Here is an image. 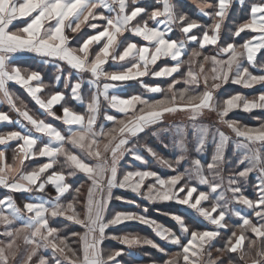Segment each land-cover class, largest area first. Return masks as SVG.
<instances>
[{
    "label": "snow or ice",
    "instance_id": "1",
    "mask_svg": "<svg viewBox=\"0 0 264 264\" xmlns=\"http://www.w3.org/2000/svg\"><path fill=\"white\" fill-rule=\"evenodd\" d=\"M192 2L212 21L210 25L179 10L173 0H154L156 6L151 8L141 6L142 0H0V102L7 103L19 117L12 121L0 111V123L18 126V130L0 133V145L16 142L13 163H5V150H0V188L8 193L0 198V236L5 238L0 240V264H119L117 257L124 250L106 252V239L117 240L128 248L150 246L168 256L163 264H181V259L183 264H224L225 258L227 264H237L229 254H238L244 264H264V123L252 127L228 119L229 113L236 110H264V92L252 99L241 93L223 99L216 95L228 83L244 88L264 84V63L259 64L261 74L250 70L257 67L258 54L264 52V2L252 3L248 18L234 29H227L230 42L225 43L221 42L230 10L235 3L243 8L244 0ZM21 21L23 26L17 27ZM85 27L93 34L77 41ZM177 30L181 36L173 39ZM245 32L254 35L237 44L235 39ZM126 34L146 43L125 41ZM191 44H197L198 49L193 48L185 61L182 57ZM208 46L216 51L203 55L199 72L191 67L183 72V66L195 64L201 50ZM21 53L35 54L43 58L45 65H53V83L46 85L40 71L14 63ZM163 58L173 63L157 67ZM109 63L115 65L112 70L105 67ZM207 64L211 67L206 71ZM145 77L172 79L165 88L149 85ZM61 81L62 90L42 98L40 93L49 87L58 89ZM10 82L22 88L43 114L61 121L68 134L33 114L9 90ZM131 82L147 93L162 94L161 98L119 95L118 91ZM181 83L185 87L177 88ZM69 99L84 105L85 112L68 106ZM57 105L62 115L54 112ZM108 109L123 118L109 114ZM180 113L187 116V123L161 127L169 116ZM206 113H215L214 124L203 123ZM101 115L112 123L111 128L99 123ZM219 125L229 129L235 139ZM189 127L198 154L195 157L189 156ZM149 132L158 139L163 134L171 135V143H162L165 149L176 150L174 159L165 158L147 141L141 142L142 134ZM230 144L234 145L236 167L225 176ZM66 145L79 149V154ZM209 146L212 153L205 163L199 157ZM144 152L174 174L162 177L147 167L121 171V161L129 156L130 166L133 162L148 165ZM60 157L64 158L62 163ZM37 158L47 161L25 171V162ZM183 161L189 163L181 171ZM57 164L61 170L49 173ZM254 173L256 182L251 186L255 199L245 194V185ZM78 174H83L87 183L83 201L80 196L84 185L73 187L68 182ZM47 185L55 190L50 198ZM114 189L130 191L149 203L186 206L196 213L194 220L202 218L213 227H190L186 219L190 213H164L178 226V232L145 215L147 208L143 212L110 213L113 199L136 204L135 200L115 195ZM15 194L25 197L22 207ZM66 194L71 199L63 201ZM203 202H210V209L202 206ZM234 204L251 210L257 222L235 210ZM233 215L241 221L231 226L238 232L231 231L224 245L215 249L218 255L214 258V242L221 230L229 229L228 219ZM57 218L67 223L53 226ZM128 222L151 228L159 241L175 245L179 251L168 253L161 243L139 234L117 236L106 231ZM72 225H79L82 231L66 233ZM49 250L51 257L46 255Z\"/></svg>",
    "mask_w": 264,
    "mask_h": 264
},
{
    "label": "trees",
    "instance_id": "2",
    "mask_svg": "<svg viewBox=\"0 0 264 264\" xmlns=\"http://www.w3.org/2000/svg\"><path fill=\"white\" fill-rule=\"evenodd\" d=\"M256 1L257 0H246L244 2L243 8L241 7V5L239 3L234 4L232 9L230 10V16L228 17V19L226 21L225 31L223 33V40L221 43L230 42V33L227 31V29H234V27L237 23L245 21L248 18V8L250 7V5L252 3L256 2ZM173 2L177 4L179 10L186 12L191 18L197 19L205 25H210L212 23V21L210 19H208L202 15H199L197 6L195 4H193L192 2L185 1V0H174ZM144 6L151 8V7L156 6V5L154 4V0H152L150 2H145ZM89 34H92V31L90 29H88L87 27L84 28L82 34L77 37V41H82V38L86 37ZM180 36H181V34L179 33L178 30L172 34L173 39H177ZM249 36H250V33L245 32V33L241 34L240 37L236 38L235 42L237 44L243 43V41L245 39H248ZM193 46L196 47L197 44L189 45L188 52L185 54L184 57H182V59H184L185 61L188 60L187 55H188L189 51L192 50ZM215 51H216V49L213 46H208L203 50L202 55H204L205 52L208 55L210 53L213 54V53H215ZM222 58H226V57H222ZM16 62L22 68H29L32 70L40 71L42 73L43 81H44V83L46 82L47 85H50L53 83L55 68L53 65H45L43 63L42 57H35L34 59L20 58ZM260 63H264V52H262V54H258L257 67L250 69L254 74H261L260 68H259ZM187 67H188L187 64H185L182 68V71L186 72ZM171 79L172 78L164 80V81H160V80H156V79H154V80L149 79L148 81H145V82L148 84L161 83V85L166 88L167 84L171 81ZM135 84H137V83H135V82L133 83V85L135 86V88L132 89L133 91L137 90V86ZM59 85H61V84H59ZM177 86L182 87L183 85L179 84ZM50 89L52 91L55 90L51 87H50ZM58 89H59V86H58ZM58 89H56V90H58ZM133 91L128 90V94L133 93ZM248 91L249 90H243L242 87L239 85L228 83V84H225L224 87L220 90V92L217 94V97L219 99H223V98H226L232 94L243 93V92L247 93ZM259 92H260L259 90L255 89L252 92H250L249 94L252 96H257L259 94ZM161 95L162 94H159L156 98L157 99L161 98ZM153 99H155V98H153ZM82 107H83V105L80 104L79 108H82ZM115 116L118 118H123L121 114H116ZM228 119L239 120L243 124H246L248 126L258 127L261 123H264V110H254L251 113H245V112H242L240 110H236V111L229 113ZM99 123H102L106 129L111 128L113 126L111 122H108V121L103 119V115H101ZM55 125L62 128V125L60 123H56ZM146 139H147V135L144 136L142 134L141 142L148 140V139L147 140ZM148 142H151V140H148ZM232 150H233V148L230 146L228 149L227 157L231 159V162H229V163L233 164L235 161V157L232 155ZM59 160L62 163V160L61 159H59ZM53 170L60 171L61 170L60 164L54 165V168L49 170V173ZM226 172L228 173L229 171H226ZM68 182L71 183L73 185V187L79 186L81 184L84 185V188L82 189V195L80 196L81 201H83L84 195H86V190H87V183L85 182V178H84L83 174H78L76 177L70 178ZM113 192L115 195H120V196L125 197L126 199H131V200L136 201V199L134 197H132V195L126 191H121V190L115 189V190H113ZM46 194L48 197H52L55 195V190L51 185L46 186ZM16 196L18 197L19 205L22 206V200L20 199L22 197V195L16 194ZM67 199H71V196L68 194H66L65 197L62 198L63 201H66ZM140 203L143 205H146V207L148 209L146 215L148 217L155 219L157 222L164 223L166 225H167L166 220L169 221L170 217L165 216L164 215L165 212L182 213L180 211V209H178L175 205H172V204L147 203V202H142V201ZM131 208H132V205H129V206L125 205L124 206V204H122L120 201H116L114 199L110 202V205H109V211H112V210L126 211L125 209H131ZM167 209H171V210H167ZM193 218L194 217H192L190 215L186 217L187 222H188L190 227H192L193 225H197V227H196L197 229L202 230L204 228H207L204 225L195 221ZM52 223H53V226L59 227V226H61L62 223H67V222L63 221L62 218H58L56 221H52ZM228 223L230 225L229 229L221 231V236L218 237L217 240L214 242V247L212 249V253H213L214 258L218 255V253H216L215 249L222 247L224 245V243L226 242V240L230 236L231 231L236 230L238 232V228L231 227L232 225H238V224H233L229 221H228ZM116 229L120 232L124 231V233H135V234H139V235L147 236V237L152 236V230L150 228L142 227V226L137 225V224H130V225L123 224V225H120L119 227H117ZM71 231H82V229L76 225H72L69 229L66 230V233L71 232ZM247 235L249 237H252V235L250 233H248ZM107 246H110V247L114 248L115 250L123 249L124 252L126 251L121 245H117L114 243L108 242ZM72 247L76 248V247H78V245L72 244ZM139 250H140V256H138V257L133 256L134 258H132V259L127 258L129 260L126 259L125 254L122 255L120 258V264H146V263H150V262H156V264H163V262L166 259H168L167 255L158 253V251L151 248L150 246L140 247ZM177 251H179V249H177V250L167 249L168 253H173V252H177ZM229 255H231L232 258L237 261V264H244V261L239 259L238 254H229ZM181 264H183L182 259H181ZM224 264H227L226 258L224 259Z\"/></svg>",
    "mask_w": 264,
    "mask_h": 264
},
{
    "label": "crops",
    "instance_id": "3",
    "mask_svg": "<svg viewBox=\"0 0 264 264\" xmlns=\"http://www.w3.org/2000/svg\"><path fill=\"white\" fill-rule=\"evenodd\" d=\"M150 1H152V0H142V5L141 6H144V3L145 2H150ZM185 1L192 2V0H185ZM245 1L246 0H244V2ZM259 2H264V0H257L254 3H259ZM198 13H199V10H198ZM199 15H202V14L199 13ZM16 26L17 27L23 26V22L22 21L21 22H17V25ZM249 33H250V36L248 38H250L251 35H254L251 32H249ZM123 39L125 41H134V42H137L138 44H144V43H146V42L142 41L140 38L134 37L131 34H126ZM193 48H197L198 49V45L196 47L193 46L192 49ZM191 51H189V53L187 55L188 60L190 59V55L189 54L191 53ZM201 51L203 52V50H201ZM204 55H208V54L205 52ZM209 55H212V54L210 53ZM35 57H40V56H37V55L32 54V53H21V54H18L17 59L14 61V63H17L16 61H18L20 58H31V59H34ZM202 59H203V55H201L200 57H197L196 58V63L195 64H192V65L187 64V66H188L187 67V70H188L189 67H191L194 72H199V63L202 61ZM172 63H173V61H171L170 58H163L160 61H158L157 67H163L165 65H171ZM105 67L108 70H112L115 67V65H113L112 63H109ZM210 67H211V65L210 64H207L206 65V71L207 70H210ZM65 68H66V66H65ZM84 75H85V78H87L88 74H84ZM174 75H176V74H174ZM143 79L145 81H148L149 79H152V80L156 79V80L164 81V80L170 79V77L169 78L145 77ZM33 83L35 84V82H33ZM133 83L134 82H131L130 85H125L122 90L118 91V94L119 95H122V96H129V95H132V94H143L144 96H146L149 99H153V98L157 99L156 97L160 94V93H155V94L154 93H147V92H145V90L138 83L135 84L137 86V90L133 91L132 89L135 88V86L133 85ZM45 84H46V82H45ZM60 84L61 85H58L59 86V89L58 90H62L63 89V82L61 81ZM156 84L161 85V83H154V84H149V85H156ZM181 84L183 86L182 87L181 86H177V88H184L185 87V85L183 83H181ZM258 85L260 87H258L257 90H259L260 92H264V84H255L251 88H244L242 85H239V86L242 87L243 90H249L247 93L246 92H243L241 94H243V95H245V96H247L249 98V95H250L249 93L252 92L253 91L252 89H254V87L255 86H258ZM8 87H9V90L11 92H13L15 95H18L26 103L27 107L31 110V112L33 114H35L37 116H41L42 118H45L46 119V122L52 123L55 127H57L59 130H61L63 134H65V135L68 134L67 131H66V126L63 125V123L61 121L55 120V119H53L51 117H47L45 114H43L42 113V110H40L38 108V106L34 103V101L31 100V98L27 95V93L22 88H20L18 85L14 84V83H11V82L9 83ZM200 89L201 90L203 89V84L202 83L200 85ZM128 90L133 91V93L128 94ZM220 90L217 92V94L220 92ZM51 92H52V90L49 87L43 93H40V95L42 96V98L47 99L48 95H50ZM85 95H86V99H87L88 92H87V86L86 85H85ZM250 97H253L254 98L255 96L250 95ZM67 103H68V106L73 107L76 111H78L80 113H84L85 112V106L84 105H83L82 108H79V105L80 104H78V103H76L74 101H71V99H69ZM105 107H106V105H105ZM53 110H54V112L57 115H62V110H61V108H60L59 105L55 106ZM0 111L5 112L6 114H8L10 116V118H11L12 121H16L17 119H19L18 114L7 103H5V102H0ZM108 112H109V114L114 115V116L116 114H120V113H118V112H116L115 110H112V109H108ZM216 119L217 118H216L215 113H206L205 116L203 117V123L214 124L215 121H216ZM181 122L187 123V116L184 113L174 114V115L169 116L168 119L166 120L165 124L164 125H161V127H167L170 124H173V123H181ZM56 123H60L62 125V128H60L57 125H55ZM219 126L222 128L223 131H225L227 134H229L230 136H232L233 139H235L234 134H232L229 129H227L225 126H222V125H219ZM12 130H18V126L15 123H11V124H9V123H0V133H4V132H7V131H12ZM143 135L144 136L147 135V138L151 140V142H149L148 144H150L152 147H154L162 156H164L167 159H174L175 158V155L177 154V152H176L175 149H173L171 147L165 149L163 147V143H171V139L172 138H171V135L170 134H163L159 139L156 138V137H152L150 132L147 133V134H143ZM188 138H189V141H190V143H189V156L190 157H192V156L195 157L198 154L194 151L195 141L192 138V130H191L190 127L188 129ZM162 141H163V143H162ZM15 145H16V142H11L8 146L0 145V150H5V153H6V155H5V163H7V164L13 163L12 157H13V149L15 148ZM230 146L233 148L232 155L235 157V161H234L233 164L232 163H229V162H231V159L227 157V161L228 162L226 164V171H229V172L234 167H236V163L235 162H236V159H237V157L233 154L234 145H231L230 144L229 147ZM66 147H68L73 152H76L77 154H79V149H73L71 145H66ZM229 147H228V149H229ZM228 149H227V153H228ZM211 153H212V146H209L208 149H207V151L203 155H200L199 158L203 162L207 163L210 160ZM227 153H226V155H227ZM145 156L149 160V164L148 165L145 166V165H140L139 162H133L132 168H130L129 170L144 169L145 167H147L148 169H151V170L156 171L162 177H167L169 175L174 174V173L171 172L170 169H168V168L160 165L159 163H157L152 157H150L148 155H145ZM127 158L130 159V156L129 157H126L125 159H127ZM59 159H61L62 162L64 160L63 157H60ZM46 161H47V158H37V159H34V160L26 161L25 162V168H24V170L25 171L31 170L35 166H37L39 164H42V163H44ZM188 163H189L188 161H183L181 163V165L179 166L180 167V170L182 171L185 167H187L188 166ZM67 170L68 169H64L65 172ZM226 171L224 173L225 176L228 175V173ZM193 182L195 183V181H193ZM255 182H256V174L254 173V174L251 175L250 180H249V183L245 185L247 187V191H246L245 194L249 198H253V199H255V195L256 194L253 193L254 191L252 190V186L251 185L254 184ZM47 186H50V185H47ZM200 187H201L202 190H206L204 188V186H200ZM6 194H8L7 193V190L6 189H3V188H0V198L4 197ZM131 194L133 196H135L136 198H138L140 201L149 203L148 201L143 200L142 198L134 195L133 193H131ZM48 198H50V197H48ZM15 199H16L17 204L19 205L18 197L16 196V194H15ZM20 199L22 200V205H23V203L25 202V197L22 196ZM209 203L210 202H203V205L202 206L207 207V208H210L211 207V204H209ZM233 207H234L235 210L241 211L243 214L248 215L249 218H251L253 220V222H257V218L254 217V216H252L251 215V210L247 209L245 206L239 205V204H234ZM136 212H140V211H136ZM201 219L202 218H199V221H203ZM228 221L231 222V223H233V224H240L241 223V221L239 220V218L236 217V216H234V215L233 216H230V218L228 219ZM119 226L120 225H118L116 227H113V228H110L107 231L108 234L109 235H117V236H121V235L127 234V233H124V231H121V232L118 231L116 228L119 227ZM0 231H3V228L2 227H0ZM221 231H224V230H221ZM151 238L154 239V240H156L157 242H159V238L155 236V233L154 232H153V235L151 236ZM2 239H5V238L2 237V236H0V240H2ZM108 242L114 243V244H117V245H121L117 240L107 239L106 242L103 243V247L104 248L108 247L107 246L108 245ZM20 243L22 244V241ZM121 246H124V245H121ZM41 254L42 255L45 254L43 250L41 251ZM133 254H136V252H134ZM46 255L48 257L51 256L50 250L47 251Z\"/></svg>",
    "mask_w": 264,
    "mask_h": 264
},
{
    "label": "rangeland",
    "instance_id": "4",
    "mask_svg": "<svg viewBox=\"0 0 264 264\" xmlns=\"http://www.w3.org/2000/svg\"><path fill=\"white\" fill-rule=\"evenodd\" d=\"M86 28V27H85ZM258 87H260L259 85L258 86H255L254 87V89H252V90H255V89H257ZM253 97H250V95H249V99H252ZM148 139V138H147ZM146 139V140H147ZM148 140H150V139H148ZM148 140H147V143H149L148 142ZM142 142H144V141H142ZM141 151H143V150H141ZM144 154L145 155H147V153L146 152H144ZM193 157V156H192ZM130 159H131V157H130ZM129 158H127V159H124V160H122L121 161V164H120V169H121V171L122 172H124V171H128L130 168H132V165H133V163L131 164V166H130V160ZM246 187V186H245ZM115 190V189H114ZM116 190H121V191H126V192H128L129 194H131L132 192H129V191H127V190H123V189H116ZM252 190H253V188H252ZM246 191H247V187H246ZM254 191V190H253ZM253 193H255V192H253ZM132 195V194H131ZM135 195V194H134ZM132 197H134L135 199H136V204L135 205H132V208L131 209H125L126 211H134V212H136V211H140V212H143V209L144 208H147L146 207V205H143V204H141L140 202V200L138 199V198H136L135 196H133L132 195ZM122 203V202H121ZM122 204H124V206L125 205H127V206H129L130 204H126V203H122ZM164 204H172V205H175L178 209H180V211L182 212V213H190L191 215L190 216H192V217H196V213L193 211V210H191V209H186V206H182V205H177V204H175L174 202H165ZM210 204V203H209ZM137 205L139 206V207H137ZM210 209V208H209ZM167 210H171V209H167ZM115 210H112V211H110V213L111 212H114ZM145 215H146V213H145ZM201 220H203V219H201ZM196 221V220H195ZM166 222H167V225L166 224H164V223H161V224H163L164 226H167V227H170V228H172L174 231H179V229H178V226L175 224V222L174 221H172L171 219L168 221V220H166ZM198 223H200V224H202V225H204L205 227H208V228H212L213 226L212 225H210V224H208L207 223V221H199ZM126 225H130V224H137V225H140V226H142V227H147V226H144V225H141V224H139V223H136V222H128V223H125ZM76 226H78L79 228H81L79 225H76ZM192 227H194V228H196L197 227V225H193ZM149 228V227H148ZM151 229V228H150ZM109 230V229H108ZM108 230H106V231H108ZM152 230V229H151ZM248 233H250L251 235H252V233L251 232H247L246 233V235L248 234ZM127 234H135V233H127ZM152 235H153V231H152ZM142 236V235H141ZM145 237H147V236H145ZM149 238H151V237H149ZM107 240V239H106ZM106 240L104 241V242H106ZM117 243V242H116ZM159 243H161V246H163V247H165L166 249H173V250H177L178 249V247L177 246H175V245H170V244H165L164 242H162V241H159ZM126 251L125 252H123V254L122 255H126V259L127 258H129V259H132V258H134L133 256H140V250H139V248H128L127 246H122ZM104 248V247H103ZM105 249V251L107 252V251H115V249L114 248H112V247H110V246H108V247H106V248H104ZM119 250V249H118ZM134 252H136V254H133ZM158 253H160V252H158ZM173 253H175V252H173ZM50 254H51V252H50ZM160 254H162V253H160ZM121 255V256H122ZM165 255V254H164ZM121 256H119V257H117V260H118V262L120 263V258H121ZM51 257V256H50ZM129 259H127V260H129ZM146 264H153V262H150V263H146Z\"/></svg>",
    "mask_w": 264,
    "mask_h": 264
}]
</instances>
